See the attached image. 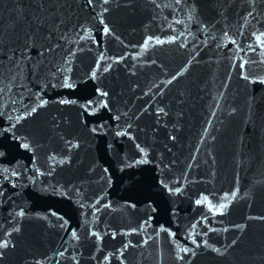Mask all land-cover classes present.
<instances>
[{
  "label": "water",
  "instance_id": "obj_1",
  "mask_svg": "<svg viewBox=\"0 0 264 264\" xmlns=\"http://www.w3.org/2000/svg\"><path fill=\"white\" fill-rule=\"evenodd\" d=\"M157 2L0 0V242H8L0 264H73L105 142Z\"/></svg>",
  "mask_w": 264,
  "mask_h": 264
},
{
  "label": "snow or ice",
  "instance_id": "obj_2",
  "mask_svg": "<svg viewBox=\"0 0 264 264\" xmlns=\"http://www.w3.org/2000/svg\"><path fill=\"white\" fill-rule=\"evenodd\" d=\"M87 2H88V4L89 5H92L93 4V0H87ZM102 3L103 4H108L109 3V0H102ZM176 3L177 4H180L181 3V0H176ZM158 7L160 6V5H157ZM108 11V9L107 8H105L104 9V12H107ZM249 15H251V13H249ZM101 23H103V21H101ZM177 23H179V21H177ZM104 31L107 33V32H109V29L107 28V27H105L104 28ZM262 35H264V34H262ZM151 39V38H150ZM257 41H260V36H257ZM157 43H161V41H157ZM232 43H235V41H232ZM254 50V49H253ZM241 67H244V65L243 64H241ZM108 69H105V71H107ZM92 77L93 78H95L96 77V73L95 72H93L92 73ZM245 78H247V77H245ZM261 83H264V81H261ZM63 86L64 87H68V88H73L74 87V85L73 84H70V83H68L67 82V79H64L63 80ZM0 92H2V89H0ZM97 92H99L100 93V95H102V96H107L108 95V93L107 92H100V90L99 89H97ZM60 103L61 104H70V103H74L73 101H68V100H61L60 101ZM47 104V101L46 100H41L40 101V105L39 106H44V105H46ZM106 106V105H105ZM38 111V108L37 107H33V108H31V110H30V112L31 113H36ZM162 111V110H161ZM21 119H27V117H17V120L18 121H20ZM13 127H15V125H13ZM93 131H95V129L93 130ZM116 135L117 136H120V135H122V133L121 132H117L116 133ZM123 135H127L126 133H123ZM173 139H175V137H173ZM69 144H71V141H69ZM21 147H23L24 149H29V144H27V143H24V144H22V145H20ZM73 147H79V145L78 144H76V145H73ZM136 147L137 148H140V145H136ZM141 151H143V149L141 148L140 149ZM4 155V153H2V152H0V156H3ZM139 162H147V161H138V163ZM8 172V170L7 169H4V173H5V175H4V179L5 180H9V176L6 174ZM11 176L12 177H18V173L17 172H15V171H13L12 173H11ZM177 183H179V182H177ZM13 187H15V185H13ZM174 191H176L177 193H180L181 192V189H180V187H176L175 189H174ZM3 192L2 191H0V196H3ZM197 204H199L200 202L199 201H197L196 202ZM225 205H223V204H221L220 205V207L221 208H223ZM19 215L20 216H24L25 215V213L23 212V211H21L20 213H19ZM249 219H252V217H250ZM258 219H261V220H264V216H261V217H258ZM147 223V221H145V224ZM244 226L243 225H237V228L238 229H242ZM19 229H16V231H18ZM133 231L135 232L136 231V229H133ZM162 231H166V232H168V234H169V236H171V237H175V233H172V232H170L168 229H162ZM95 235V234H94ZM72 236L74 237V238H77L78 239V237H77V234H76V232H73L72 233ZM187 239V238H186ZM192 243L193 244H195L196 245V247H200V245L196 242V240H192ZM233 244H235V241H233ZM8 246V242L7 241H2V242H0V248H6ZM205 246H207V243L205 242ZM125 247H128V245H125ZM180 251L181 252H183V253H185V254H188L189 253V248L188 247H183V248H181L180 249ZM215 251H217V252H219V249H215ZM61 255H63V253H61ZM178 259H184V257L183 256H179L178 257Z\"/></svg>",
  "mask_w": 264,
  "mask_h": 264
}]
</instances>
